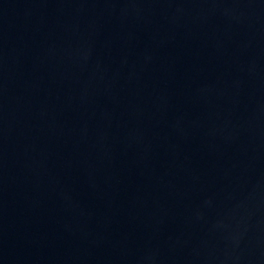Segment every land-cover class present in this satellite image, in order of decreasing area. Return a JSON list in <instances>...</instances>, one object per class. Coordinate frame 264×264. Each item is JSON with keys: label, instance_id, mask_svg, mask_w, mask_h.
Masks as SVG:
<instances>
[{"label": "water", "instance_id": "1", "mask_svg": "<svg viewBox=\"0 0 264 264\" xmlns=\"http://www.w3.org/2000/svg\"><path fill=\"white\" fill-rule=\"evenodd\" d=\"M0 264H264V0H0Z\"/></svg>", "mask_w": 264, "mask_h": 264}]
</instances>
